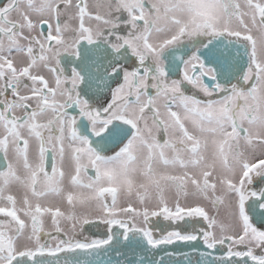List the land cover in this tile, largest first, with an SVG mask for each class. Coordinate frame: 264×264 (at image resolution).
Here are the masks:
<instances>
[{"label": "snow or ice", "instance_id": "snow-or-ice-1", "mask_svg": "<svg viewBox=\"0 0 264 264\" xmlns=\"http://www.w3.org/2000/svg\"><path fill=\"white\" fill-rule=\"evenodd\" d=\"M178 244L264 264V0H0V264Z\"/></svg>", "mask_w": 264, "mask_h": 264}, {"label": "water", "instance_id": "water-1", "mask_svg": "<svg viewBox=\"0 0 264 264\" xmlns=\"http://www.w3.org/2000/svg\"><path fill=\"white\" fill-rule=\"evenodd\" d=\"M169 251H175L177 253H188L190 258L193 261V264L199 259L198 256L191 253V250L186 245H174L169 246ZM203 250V249H201ZM119 252V255L117 254ZM70 254H61L60 259L63 261L65 256ZM163 255V252L160 250H147L141 251L140 249H136L133 251L132 249L126 248L123 245H120L118 249H113L109 251L107 254L101 252L99 257H94L95 260L99 262V264H139L140 259H144V264H150L152 259H159V257ZM174 259L175 264H186V258L183 255H180L178 258H169L168 256H164L165 264H169V260Z\"/></svg>", "mask_w": 264, "mask_h": 264}, {"label": "flooded vegetation", "instance_id": "flooded-vegetation-1", "mask_svg": "<svg viewBox=\"0 0 264 264\" xmlns=\"http://www.w3.org/2000/svg\"><path fill=\"white\" fill-rule=\"evenodd\" d=\"M161 226H165V222L161 221ZM66 230H69L71 228V224L69 226V224H67L66 226H64ZM80 227L77 226L76 229V234H77V238L82 239L83 236L80 235ZM104 232V228L103 226H100L99 228L96 227L95 225H85L84 226V232L83 235L87 236L89 239L93 238L94 235L95 236H100L102 233Z\"/></svg>", "mask_w": 264, "mask_h": 264}, {"label": "rangeland", "instance_id": "rangeland-1", "mask_svg": "<svg viewBox=\"0 0 264 264\" xmlns=\"http://www.w3.org/2000/svg\"><path fill=\"white\" fill-rule=\"evenodd\" d=\"M67 224H69V226H70V222L69 223H65L63 226H66Z\"/></svg>", "mask_w": 264, "mask_h": 264}]
</instances>
